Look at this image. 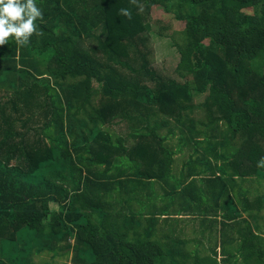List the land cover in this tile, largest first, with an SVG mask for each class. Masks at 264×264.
<instances>
[{"label": "trees", "instance_id": "trees-1", "mask_svg": "<svg viewBox=\"0 0 264 264\" xmlns=\"http://www.w3.org/2000/svg\"><path fill=\"white\" fill-rule=\"evenodd\" d=\"M36 4L39 34L0 46L15 96L0 107V264H224L210 242L226 219L244 223L228 264H264V235L220 212L264 207V0ZM153 5L184 23L175 71L193 84L151 67ZM183 213L192 238L173 227Z\"/></svg>", "mask_w": 264, "mask_h": 264}, {"label": "rangeland", "instance_id": "rangeland-1", "mask_svg": "<svg viewBox=\"0 0 264 264\" xmlns=\"http://www.w3.org/2000/svg\"><path fill=\"white\" fill-rule=\"evenodd\" d=\"M239 7L246 13L251 14L252 8L250 5H239ZM150 23L147 27L150 30V48L152 51L151 55V67L155 69V71L167 78H174L178 81H186L188 84H193V80L191 76H188L186 79L180 77L175 68L179 61L178 53L176 52V48L172 46V43L176 41L178 44H184L185 37L182 34V30L184 28V23L176 20L174 16L170 13H166L164 8L160 5H153L150 7ZM15 99L12 91L10 89H6L0 87V107H5L6 114L12 113L11 110V102ZM204 99V96L199 93L194 94V100L196 102H201ZM18 112H20L19 116L21 118H31L26 119V124L30 126L39 125L41 123L42 118L36 116V109L33 111H27L22 107L21 101L17 102ZM198 113V112H197ZM16 115V114H15ZM197 117H202V112L197 114ZM39 118V120L37 119ZM36 119V120H35ZM123 123L117 126V130L122 128ZM16 129L21 130L20 121L15 122ZM32 131V130H31ZM29 132V134L31 133ZM248 178L254 177V175L247 176ZM247 184L251 185L249 180L245 181ZM244 183V184H246ZM49 207L51 210H56L57 206L55 203H50ZM32 264H70L69 255L64 257H50L49 253H40V254H32L29 258Z\"/></svg>", "mask_w": 264, "mask_h": 264}, {"label": "crops", "instance_id": "crops-1", "mask_svg": "<svg viewBox=\"0 0 264 264\" xmlns=\"http://www.w3.org/2000/svg\"><path fill=\"white\" fill-rule=\"evenodd\" d=\"M246 183V182H244ZM241 183L243 186L250 187V184ZM240 184V185H241ZM252 186L255 188L259 187L258 183H252ZM251 186V189H252ZM227 211L231 214H236L237 218H247L248 221L252 224L255 231L259 232L260 234L264 235V207L258 211V209L253 210V216H249V212L244 210L242 207H239V210L237 208L230 207L229 209H221V213ZM227 214V213H226ZM240 215V216H238ZM176 218L181 219L180 221H177L176 224L173 225V227L177 230H184L182 232L186 233V236L189 238H192L194 234H192L193 229H197L199 227V223L197 221L189 220L192 218V214H177L174 215ZM219 218H221V214H219ZM244 223H239L237 220H229L226 219L225 223L218 224L214 228V237L212 238V241L210 242V246H213L217 252H213L217 255V259L224 264H228L229 261H235V260H242V257L238 254V251L236 250V247L238 246V240L241 237L240 229L244 227ZM258 224V225H257ZM258 226V228H257ZM191 235V236H190ZM208 244H206V247ZM222 248H225L227 251L222 250ZM233 249V250H232ZM233 251L234 256L231 257V259L228 258L231 254L229 252ZM204 252V251H203ZM206 252V251H205ZM209 253H212V251H209Z\"/></svg>", "mask_w": 264, "mask_h": 264}, {"label": "clouds", "instance_id": "clouds-1", "mask_svg": "<svg viewBox=\"0 0 264 264\" xmlns=\"http://www.w3.org/2000/svg\"><path fill=\"white\" fill-rule=\"evenodd\" d=\"M120 12L131 18L129 10ZM38 19H43V13L36 0H0V46L8 43L9 37H14L18 45L26 44L33 34H39ZM258 165L264 166V157Z\"/></svg>", "mask_w": 264, "mask_h": 264}]
</instances>
